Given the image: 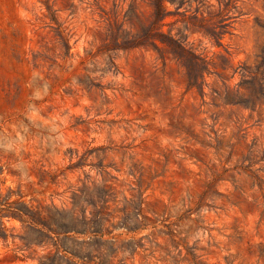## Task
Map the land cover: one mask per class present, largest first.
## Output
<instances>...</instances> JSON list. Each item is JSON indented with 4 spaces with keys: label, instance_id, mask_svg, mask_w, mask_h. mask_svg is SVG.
Wrapping results in <instances>:
<instances>
[{
    "label": "rangeland",
    "instance_id": "1",
    "mask_svg": "<svg viewBox=\"0 0 264 264\" xmlns=\"http://www.w3.org/2000/svg\"><path fill=\"white\" fill-rule=\"evenodd\" d=\"M154 2L0 0V264H264V0Z\"/></svg>",
    "mask_w": 264,
    "mask_h": 264
},
{
    "label": "trees",
    "instance_id": "2",
    "mask_svg": "<svg viewBox=\"0 0 264 264\" xmlns=\"http://www.w3.org/2000/svg\"><path fill=\"white\" fill-rule=\"evenodd\" d=\"M154 6H155V17H161V19L168 13L165 5H164V0H155L154 2ZM148 33H146L145 35H147ZM147 37V36H146ZM217 37V36H216ZM219 37L217 38V43H219ZM174 43L180 47V44H178L177 41H174ZM182 49V47H180Z\"/></svg>",
    "mask_w": 264,
    "mask_h": 264
}]
</instances>
